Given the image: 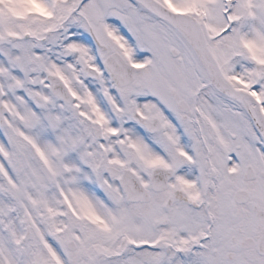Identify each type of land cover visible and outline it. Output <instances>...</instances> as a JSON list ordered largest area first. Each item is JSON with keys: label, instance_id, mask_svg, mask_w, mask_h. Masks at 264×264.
<instances>
[{"label": "snow or ice", "instance_id": "snow-or-ice-1", "mask_svg": "<svg viewBox=\"0 0 264 264\" xmlns=\"http://www.w3.org/2000/svg\"><path fill=\"white\" fill-rule=\"evenodd\" d=\"M0 264H264V0H0Z\"/></svg>", "mask_w": 264, "mask_h": 264}]
</instances>
